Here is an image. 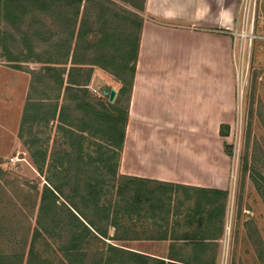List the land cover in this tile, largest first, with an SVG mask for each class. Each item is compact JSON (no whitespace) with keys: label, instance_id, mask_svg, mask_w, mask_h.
<instances>
[{"label":"crops","instance_id":"1","mask_svg":"<svg viewBox=\"0 0 264 264\" xmlns=\"http://www.w3.org/2000/svg\"><path fill=\"white\" fill-rule=\"evenodd\" d=\"M239 3L146 0L119 167L141 195L118 242L129 251L166 263L222 264L225 215L214 233L212 221L192 211L203 191L229 192L220 127L236 109L232 27Z\"/></svg>","mask_w":264,"mask_h":264},{"label":"trees","instance_id":"2","mask_svg":"<svg viewBox=\"0 0 264 264\" xmlns=\"http://www.w3.org/2000/svg\"><path fill=\"white\" fill-rule=\"evenodd\" d=\"M122 1L136 8L138 12L145 11L146 0H142L143 3L139 6L134 0ZM105 2L109 1L0 0V19L3 17L4 20H16L36 11L67 18L72 25L67 40L56 44L59 49L56 57L50 53L43 57L33 50L27 37L22 39L26 48H19L17 55L14 56L9 45V40L13 38L0 24V48L8 55L7 61L15 64V69H20V65L17 64L25 62L43 66L39 73L32 74L30 90H34L37 81L42 83L52 79L58 92L53 99L44 91L43 96L38 99L29 97L24 106L19 137L23 139L26 132L31 134L29 127L35 124L58 121L60 130L66 132L70 140V147L59 155L61 158L56 159L53 156L49 160L46 185L40 195L37 228L32 235L27 258L25 259L24 254H0V264H37L39 261L40 264L44 263L47 259L42 257L36 245L45 239L55 241L56 245L62 243L61 251L69 260V264H73L72 260L80 262L85 260L92 242L99 245L94 254L98 256L95 259L97 264H188L154 260L111 242L126 240L128 234L126 222L130 212L136 210V205L141 200L134 178L121 176L119 167L130 119L129 103L144 19L138 18V13L126 10L127 14L135 19L127 15L122 17L124 22H121L120 28L112 32L107 31L105 25L107 22L99 29L93 28V22L88 19L87 12L98 4V11H102L100 16L102 17L107 10ZM133 24H136L137 32L129 27ZM114 31L116 33L112 34ZM90 50L94 53L88 60ZM64 59L66 62L70 59L71 63L66 80L65 70L57 67L66 64L61 62ZM88 65L111 70L112 75L121 83L113 103L109 102L108 96L96 97L91 94L87 88L90 73L86 81L81 79L79 73ZM74 72H77L76 76ZM62 91L66 96L70 95V101L75 104L74 111L81 113L80 123H70L66 116L72 110L66 105H59ZM124 96H128L125 108L121 106V99ZM26 128L29 130L26 131ZM229 129V125H221V136H228ZM89 137L97 140L92 152L85 148ZM26 145L35 166L43 173L47 163V151H33L34 141L26 142ZM229 148L225 145L227 154L231 155ZM247 170L245 162L244 171ZM250 177L264 201V177L259 173H252ZM115 197L118 200H115ZM227 199V192L203 191L192 213L200 216L201 220L205 213L210 218L216 217L219 222L225 215ZM137 217L141 218L139 214ZM111 228L115 229L114 235L110 234ZM191 240L196 242L198 238Z\"/></svg>","mask_w":264,"mask_h":264},{"label":"rangeland","instance_id":"3","mask_svg":"<svg viewBox=\"0 0 264 264\" xmlns=\"http://www.w3.org/2000/svg\"><path fill=\"white\" fill-rule=\"evenodd\" d=\"M107 1H109L105 2L107 10L102 17H100L102 11H98V4L88 10L87 17L93 22V28L99 29L106 22L107 31L112 32L120 28L124 20L122 17L127 15L135 19L128 15L126 10L138 13L137 17L143 18L144 12H138L136 8L122 0ZM134 1L138 6L143 3L142 0ZM0 24L13 38L9 40V45L14 56L17 55L19 48H26L22 39L27 37L36 53L42 54L43 57L50 53L56 57L59 50L56 44L67 40L72 29L67 18L36 11L16 20H4L2 17ZM129 27L137 32L136 24ZM232 32L236 109L228 118L230 127L228 136L223 137L220 134L225 145L230 147L231 154H228L230 185L224 218V237L220 244L222 264H264V201L250 177L252 173H259L264 177V0H240ZM114 33L116 31L112 34ZM90 53L88 60L92 57L93 50H90ZM8 59V55L0 48V254H24L26 259L32 235L37 228L40 195L46 185L49 160L53 156L56 159L61 158L59 155L70 147V140L67 133L60 130L58 121L35 124L29 127L31 134L26 132L23 139L19 137L22 111L29 97L38 99L43 96L44 91L53 99L58 92L52 79L42 83L37 81L34 90H30L32 74L39 73L42 64L25 62L17 64L20 65V69H15V64L8 62ZM61 62L66 64L57 67L65 70L66 80L67 72L71 68L70 59ZM89 73L87 88L96 97L103 96L101 93L103 88L115 89L118 92L121 87V83L112 75L111 70L88 65L79 75L86 81ZM74 74L76 76L77 72ZM69 97L70 95L66 96L62 91L58 103L72 110L66 116L70 123H80L81 113L74 111L75 104ZM121 100V106L125 108L128 96L122 97ZM29 128H26V131ZM29 141L35 142L32 146L33 151L46 150L48 153L43 173L33 162L29 147L26 145ZM95 141L97 140L89 137L85 143L87 151H93ZM11 159L17 160L11 162ZM245 162L247 172L244 171ZM255 176L257 177V174ZM190 205L188 203L181 209L183 222L186 221L183 218L187 217ZM203 217L208 222L212 221L210 227L215 233L218 227L215 224L216 217L210 218L205 213ZM114 231L115 229L111 228L110 234L114 235ZM36 247L42 257L47 259L42 264L70 263L61 251L63 248L61 242L56 245L55 241L45 239L38 242ZM98 247L97 242H92L88 257L81 262L72 260L73 264H97L95 259L98 256L94 254ZM37 264H40V261Z\"/></svg>","mask_w":264,"mask_h":264},{"label":"water","instance_id":"4","mask_svg":"<svg viewBox=\"0 0 264 264\" xmlns=\"http://www.w3.org/2000/svg\"><path fill=\"white\" fill-rule=\"evenodd\" d=\"M102 95L108 96L109 97V102L113 103L115 101V99H116L117 91L115 89L103 88L102 89Z\"/></svg>","mask_w":264,"mask_h":264},{"label":"built area","instance_id":"5","mask_svg":"<svg viewBox=\"0 0 264 264\" xmlns=\"http://www.w3.org/2000/svg\"><path fill=\"white\" fill-rule=\"evenodd\" d=\"M15 160H17V159H11V162H16Z\"/></svg>","mask_w":264,"mask_h":264}]
</instances>
